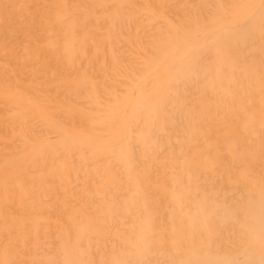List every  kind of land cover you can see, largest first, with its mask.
Returning a JSON list of instances; mask_svg holds the SVG:
<instances>
[{
	"label": "rangeland",
	"instance_id": "rangeland-1",
	"mask_svg": "<svg viewBox=\"0 0 264 264\" xmlns=\"http://www.w3.org/2000/svg\"><path fill=\"white\" fill-rule=\"evenodd\" d=\"M0 264H264V0H0Z\"/></svg>",
	"mask_w": 264,
	"mask_h": 264
}]
</instances>
